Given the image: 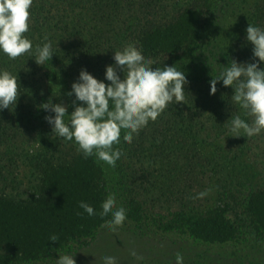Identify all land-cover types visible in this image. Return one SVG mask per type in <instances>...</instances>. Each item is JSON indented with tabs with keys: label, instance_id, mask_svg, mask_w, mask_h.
Wrapping results in <instances>:
<instances>
[{
	"label": "trees",
	"instance_id": "obj_1",
	"mask_svg": "<svg viewBox=\"0 0 264 264\" xmlns=\"http://www.w3.org/2000/svg\"><path fill=\"white\" fill-rule=\"evenodd\" d=\"M204 14L199 0H33L25 35L34 47L47 35L55 53L44 66L38 65L30 53L14 59L0 53V68L17 73L20 86L16 104L0 110V178H7V164H12L14 154L28 141L23 138L26 134L39 137L44 132L55 133L45 120L46 115L54 113L39 105L48 100H73L67 92L82 67L104 80L105 67L114 62L115 51L129 45L142 50L146 61L172 65L182 45L190 44L195 37L200 39L197 34ZM248 23L264 28V0H257L245 25L234 24L236 30L221 53L225 64L231 59L258 60L245 39ZM199 62V69L198 62L181 67L189 81L185 86L189 93L186 104H170L156 120L134 134L131 143H124L125 133H121L118 147L124 156L115 169L123 176L127 209H140L137 196L141 193L156 200L171 198L178 207L162 222L164 226L178 225L190 236L222 243L252 229L264 231V187H248V181L244 185L247 173L233 167L236 159L241 163L242 154H250L254 160L262 157L264 131L239 136L232 152L222 147L218 139L229 133L227 119L239 108L230 99L231 86L218 82L216 93L209 94L213 62ZM49 77L60 78L65 90L47 86ZM120 77L123 80L124 74ZM49 135L44 151L35 154L43 175L37 197L25 201L9 194L0 196V264L36 259L50 248L91 236L109 218H100L101 205L109 195L103 164L97 163L95 156L85 158L74 141L57 135L51 139ZM207 183L215 188L217 201L199 211L197 203ZM237 184L243 187L238 198L234 189ZM81 201L96 210L95 218L83 212ZM244 204L252 216L246 229L236 225L239 219L233 211L234 205L244 209ZM53 234L57 241L49 240Z\"/></svg>",
	"mask_w": 264,
	"mask_h": 264
},
{
	"label": "clouds",
	"instance_id": "obj_2",
	"mask_svg": "<svg viewBox=\"0 0 264 264\" xmlns=\"http://www.w3.org/2000/svg\"><path fill=\"white\" fill-rule=\"evenodd\" d=\"M32 3L33 0H0V53L11 59L30 53L38 65L44 66L55 52L47 35L35 47L25 35L29 31ZM245 39L251 43L252 56L258 60L237 62L231 59V63L221 64L216 55L211 67L214 75L208 81L210 95L216 93L218 82L233 89L230 99L239 111L227 119L228 132L233 134L229 136L250 137L264 131V67L259 66L264 64V28L248 23ZM113 61L105 67L104 80L96 78L86 68L80 69L67 92L73 97L71 112L67 105L49 100L39 107L54 113L46 115L45 120L58 137L74 141L85 158L95 156L97 163L115 170L124 156L118 147L121 133H125L123 142L131 143L134 134L150 120H156L170 104L185 103L186 93L189 94L185 86L189 81L179 64L160 65L156 61H146L142 50L135 45L116 50ZM153 64L157 66L153 68ZM120 73L124 74L123 80ZM19 88L17 73L0 68V110L16 104ZM39 147V140L27 145L30 152ZM79 207L89 217L97 216L87 202H79ZM101 208V219L111 216L103 225L110 231H115L126 219V209L118 204L114 194L108 195ZM57 239L55 234L49 238L50 241ZM58 254L55 264H77L75 253ZM131 255L141 258L135 251ZM102 261L103 264H118L112 255L104 256ZM175 261L183 264V255L177 253Z\"/></svg>",
	"mask_w": 264,
	"mask_h": 264
},
{
	"label": "rangeland",
	"instance_id": "obj_3",
	"mask_svg": "<svg viewBox=\"0 0 264 264\" xmlns=\"http://www.w3.org/2000/svg\"><path fill=\"white\" fill-rule=\"evenodd\" d=\"M186 1L182 0V2ZM256 2L257 0H199L200 5H203L205 9L203 22L197 34L200 39L195 37L190 44L182 45L177 57H174L172 61L178 63L180 67L188 65L189 62L191 64L198 62L197 69H199V60L211 59L214 62L217 55V62L225 64L221 53L226 49L232 31L236 30L233 26L234 24L245 25L247 19L251 18ZM46 84L62 91L66 86L60 78L49 77ZM71 102V99H65L62 102L71 108L69 112L73 108ZM48 134L51 139L56 137L55 133L49 132H44L39 137L30 133L23 137L28 141L26 140L22 149L14 154L16 159L12 160V164H7L9 166L8 170H5L7 178H0V196L9 194L25 201L37 197L43 175L35 154L44 151V142ZM229 135L233 134L226 133L218 140L222 147L232 152L237 146L239 136ZM36 140H39L41 147L34 152L28 151V143ZM262 144L264 146V143ZM59 154L60 157L63 155ZM248 155L247 157L242 154L239 164L237 159L233 161V167L247 173L244 185L248 181V187H264V152L260 159L255 158L257 161L250 157V154ZM103 166L109 195L114 194L118 204L126 209V219L122 225L115 231L104 227L103 225L111 219L109 216L108 220L98 226L91 236L72 239L62 247L50 248L41 257L13 261V264H55L58 253H75L74 258L77 264H103L102 258L106 255L115 256L118 264H176L177 253L183 255V264H264V231L252 229L249 233L243 231V236L231 241L209 243L188 235L178 225L168 228L162 222L178 207L176 201L163 197L156 200L149 194L141 193L137 196V200L141 201L140 209L133 212L130 208L127 209L128 194L125 191L123 176L118 175V169L112 170L106 165ZM241 188L243 189L238 184L234 187L238 193L237 198L241 197L239 192ZM203 193L204 195H201L197 203L199 211L212 207L217 201L213 185L207 183ZM244 206L245 208L242 209L241 205H234L233 211H236L234 214L238 217L237 220L239 219L236 225L241 224L246 229L252 222L250 221L252 216L245 210L247 205L244 204ZM132 251L141 258L137 259L136 256L131 255ZM2 252L3 250H0V254Z\"/></svg>",
	"mask_w": 264,
	"mask_h": 264
}]
</instances>
